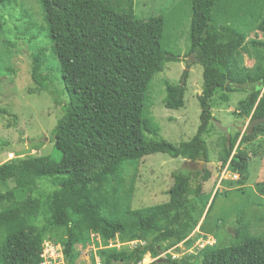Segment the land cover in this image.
Returning <instances> with one entry per match:
<instances>
[{
	"label": "trees",
	"instance_id": "1",
	"mask_svg": "<svg viewBox=\"0 0 264 264\" xmlns=\"http://www.w3.org/2000/svg\"><path fill=\"white\" fill-rule=\"evenodd\" d=\"M119 1L122 5L114 8L102 0H39L68 102L60 105L34 56L31 79L60 106L62 115L51 130L55 154L0 165V205L7 204L0 208V264H39L46 239L60 245L65 264H76L79 248L90 243L97 249L91 264L95 257L101 264H139L146 255L156 258L170 250L150 264H196L187 257L173 259L171 254L182 252L179 245L190 248L199 237L191 238V234L208 206L203 191L211 178L207 168L197 171L189 166L173 172L166 203L111 215L96 200L94 186L117 173L124 162L153 154L207 164L204 135L214 127L210 104L214 96L227 103L229 94L245 92L234 114L249 122L264 116V0H190L187 57L202 68L203 80L199 126L190 141L179 145L146 140L145 133L156 136L158 132L153 118L142 116L148 87L171 57L162 48L163 18L139 19L133 0ZM5 3L10 5L11 0H0V6ZM217 5L228 9L225 19L230 26L210 27ZM3 27L0 10V31ZM252 32L260 33L261 39L256 35L257 39L247 41L246 35ZM242 55L255 61L251 69L240 64ZM189 66L180 83L164 87L166 109L184 107ZM262 135V126L251 135L222 134L223 165L240 180L254 148L261 149L256 141ZM42 180L67 181L59 207L52 200L32 196ZM260 194L264 197V185ZM40 216L46 223L38 226ZM73 216L80 218L73 220ZM116 240L125 245L119 250L108 248ZM131 242L137 245L128 247ZM199 260L200 264H264V234L255 237L244 232L237 244L206 246L199 251Z\"/></svg>",
	"mask_w": 264,
	"mask_h": 264
},
{
	"label": "rangeland",
	"instance_id": "2",
	"mask_svg": "<svg viewBox=\"0 0 264 264\" xmlns=\"http://www.w3.org/2000/svg\"><path fill=\"white\" fill-rule=\"evenodd\" d=\"M102 1L114 8L118 4L122 5L119 0ZM6 4L0 6L4 23L0 31V165L11 159L54 153L51 130L62 112L51 96L33 83L31 60L34 56L39 58V71L42 75H48L50 87L60 100V105L68 102L57 63L51 53L48 25L39 0H11L10 5ZM133 12L142 20L157 16L163 18L162 48L171 57L164 62L163 71L156 74L149 84L142 116L145 119L150 115L158 132L156 136L145 133L144 138L163 140L172 145L188 142L199 126L201 110L198 98L203 83L202 68L192 65L191 57H187L190 50V0H133ZM227 12L228 9L222 5L214 7L210 27L230 26V21L225 19L228 17ZM244 30L241 28L242 33L246 32ZM256 35L261 39L260 33L252 32L246 35V40L257 39ZM242 57L246 59L245 55ZM187 63L190 66L185 79L184 107L177 111L168 110L163 105L164 87L181 82ZM245 97L246 93L240 91L229 94L227 103L217 96L210 100L213 118L229 128L228 135L243 133L249 124L245 126V120L234 114L238 102ZM241 122L243 124L239 130L237 124ZM222 138V133L214 127H210L204 135L208 149L207 164L199 161L189 165L182 159H173L163 154L124 162L112 177L95 184L96 200L105 204L104 210L108 215L160 205L168 201L167 191L172 185L173 172L181 168L188 170L189 166L197 171L207 168L211 178L203 184L208 206L199 223L200 226L202 222V228L198 230V226L191 234V238L199 237L190 248L180 245L182 252L178 258L187 257L200 264L199 251L206 246L228 247L237 244L244 232L255 237L262 236L264 197L260 190L264 185V135L256 141L261 149L254 148L255 154L250 155L243 180L238 175L236 179L227 170V164L223 165ZM54 159H57L55 155ZM66 185V180L60 183L42 180L32 196L41 198L43 202L46 199L52 200L54 206L59 207L63 202ZM6 206L1 204L0 208ZM72 218L76 220L80 217ZM45 220V217L40 216L37 225H44ZM124 245L119 240L113 243L116 247ZM96 250L93 243L79 250L76 264H91L90 257L95 255Z\"/></svg>",
	"mask_w": 264,
	"mask_h": 264
},
{
	"label": "built area",
	"instance_id": "3",
	"mask_svg": "<svg viewBox=\"0 0 264 264\" xmlns=\"http://www.w3.org/2000/svg\"><path fill=\"white\" fill-rule=\"evenodd\" d=\"M234 177L237 179L236 175H234ZM91 237L93 238L94 236L92 235ZM96 240H98V239H96ZM136 245H137L136 242H131V243L128 244V247L134 248ZM112 247H116V246H113V243H110L108 245V248H112ZM179 247H180V245H179ZM116 248L118 249V248H120V246H118ZM170 251H172V250H170ZM169 252H165V253L159 254L156 258H152L150 256L149 264L151 262L155 261V260L165 258V256H167L166 254L169 253ZM171 256H172L173 259L178 258V254H176L174 252L171 254ZM39 257L41 259L39 264H65L64 263L63 254H62V249H61L60 245L55 243V242H53L52 240L46 239L42 243L41 251L39 253ZM144 259L139 264H145L144 263ZM95 264H101V261L99 260V258H95Z\"/></svg>",
	"mask_w": 264,
	"mask_h": 264
},
{
	"label": "water",
	"instance_id": "4",
	"mask_svg": "<svg viewBox=\"0 0 264 264\" xmlns=\"http://www.w3.org/2000/svg\"><path fill=\"white\" fill-rule=\"evenodd\" d=\"M211 123L213 124V126L216 130H218L219 132H221L222 134H224L226 136L228 135V132H229L228 127L221 125L215 119H211ZM257 126L264 127V116L262 118L253 119L252 121H250L248 126L246 127V129L243 131V133H245L246 135H251L253 133L254 128ZM243 133H241V134H243ZM193 163L194 162H190L188 164L192 165Z\"/></svg>",
	"mask_w": 264,
	"mask_h": 264
},
{
	"label": "crops",
	"instance_id": "5",
	"mask_svg": "<svg viewBox=\"0 0 264 264\" xmlns=\"http://www.w3.org/2000/svg\"><path fill=\"white\" fill-rule=\"evenodd\" d=\"M250 34V33H249ZM258 39H260V38H258ZM244 56V55H243ZM245 57H246V59H243L244 57H241L240 58V64L243 66V67H245L246 69H251L253 66H254V64H255V61L253 60V59H250L249 57H247L246 55H245ZM212 116H214V114L212 115ZM242 119V118H241ZM245 120V126L249 123V120L248 119H244ZM242 124H243V122H241L240 124H237V125H239L240 126V128H239V130L242 128ZM81 249H83V248H80L79 250H81ZM88 252H89V250H88ZM79 258V257H78ZM95 258H97V257H95ZM149 258H150V255H146V257H145V259H144V263L145 264H149ZM86 259H88V257L86 258ZM146 260H148V262L146 261Z\"/></svg>",
	"mask_w": 264,
	"mask_h": 264
}]
</instances>
